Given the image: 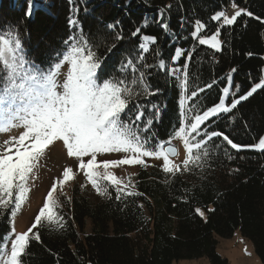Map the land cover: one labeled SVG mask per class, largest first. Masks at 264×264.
<instances>
[{"label":"trees","instance_id":"obj_1","mask_svg":"<svg viewBox=\"0 0 264 264\" xmlns=\"http://www.w3.org/2000/svg\"><path fill=\"white\" fill-rule=\"evenodd\" d=\"M29 2L0 0V35L17 34L26 58L45 71L57 61V53L65 50L70 36L82 35L95 45L102 60L98 70L102 80L125 78L130 84L143 72L155 94L145 95L142 86L130 84L141 94L133 96L129 104L133 111L123 119L128 120L136 105H141L145 116L137 123L143 124L153 114V105L159 107V119L144 133L152 144L168 141L180 122L181 89L177 76L167 74L172 68L182 70L187 62L189 95L215 81L188 100L192 115L218 103L231 69H236L232 92L240 85L236 96L264 79V0H31L33 15L28 17ZM233 4L252 15L242 14L233 25L221 28V51L199 45L191 37L197 20L207 26L200 35L215 32L222 22L212 21L211 16ZM70 19L78 21L75 27L70 26ZM161 22L169 26L167 31ZM137 27L141 33L133 36ZM118 33L123 39H115ZM142 35L155 37V44L143 53L145 59L135 65V73L131 68L122 70L128 59L137 60ZM177 48L185 55L173 61ZM161 60L167 71L159 67ZM211 131L242 146L257 142L264 134V88L232 112L206 121L195 140L207 139L203 134ZM208 149L203 166L190 165L187 172L140 170L129 188L136 195L116 199V187L106 181L102 182L109 189L105 196L73 188L70 198H64L57 209L63 228L47 222L38 226L40 241H30L23 264H176L203 257L209 264H230L216 252V237L231 238L235 232L252 244L264 264V150L242 147L237 151L222 137L209 141ZM10 228V213L4 211L0 213V241Z\"/></svg>","mask_w":264,"mask_h":264},{"label":"snow or ice","instance_id":"obj_2","mask_svg":"<svg viewBox=\"0 0 264 264\" xmlns=\"http://www.w3.org/2000/svg\"><path fill=\"white\" fill-rule=\"evenodd\" d=\"M235 8V4H233ZM163 13V9L161 10ZM242 14L251 16L252 13L237 8L235 13L229 16L225 11H218L211 16L212 21L221 22L211 35L201 36L200 33L207 27L205 23L197 20L194 30L190 33L199 45L207 46L214 51L222 50V42L219 39L221 28L231 26ZM26 16L33 15V3L29 2ZM78 21L70 19L72 27ZM145 27L147 22H145ZM160 26L168 30V25L161 22ZM109 29L114 25L109 24ZM141 28L132 33L133 36L140 35ZM139 44L140 53L136 61L128 59L122 63V70L131 68L135 73L136 64L144 60L143 53L149 52L150 45L155 44L156 38L142 35ZM116 40L123 39L119 33ZM66 48L57 53V61L47 71L41 66L29 61L24 52V46L19 36L12 31L7 35H0V134L10 132L15 128H23L24 131L17 137H10L0 146V213L8 211L10 216L16 217L23 204L27 201L30 185L35 179L34 170L38 161L45 155L46 150L56 141H62L69 157H75L79 161L78 168L83 171L88 183L100 196L108 193V185L115 186L116 199L121 195H136L129 190L128 184L118 179L110 171L121 165H140L146 167L145 158L162 160V171L165 174H176L181 171L180 165L173 162L171 157L178 155L177 149L172 146V140L179 139L185 151L182 161L183 170L190 171L191 166H203V161L209 157L208 142L214 137H222L224 141L234 150L239 151L242 147H252L255 150H264V137H260L258 143L250 146H242L234 143L227 135L211 131L204 133L199 140L193 139V134L200 135L201 125L210 118L220 114H227L236 109L237 105L247 100L258 89L264 88V79L256 83L243 95L236 96L240 85H235L236 92H232L230 86L222 88V95L218 103L212 107L192 115L188 108L189 99L197 97L199 92L205 88H211L215 81L198 90H192L189 95L188 64L185 62L182 70L173 68L168 75H175L179 80L181 89L180 96V122L168 141L152 144L151 137L144 135L153 125L154 120L160 117L159 107L153 105V114L138 124L145 116L143 106L136 105L135 114L128 120L124 115L132 112L129 104L134 95L141 92L130 86L135 85L143 89V94L154 95L144 80V73L139 77H133L130 84L125 78L112 77L103 79L98 75L101 70L102 60L98 56L93 45L87 38L81 36H70L65 41ZM114 46V45H113ZM111 49H109L110 51ZM194 51V49H193ZM159 55V51H157ZM185 55L180 48L175 50L173 61L179 60ZM191 59V53L187 54ZM67 65L64 80L61 83L58 77L61 68ZM151 67V65H143ZM161 69L166 66L161 60ZM235 68L227 74L229 85H231L232 73ZM102 80V82H100ZM234 98L231 103H226L229 96ZM128 109V112H126ZM219 147V145H215ZM109 153H123L124 158L108 161H98V155ZM85 157H89L87 161ZM103 169V171H100ZM72 169L65 168L62 179L53 183L51 190L47 193L43 206L35 216V221L27 231L16 233L13 226L9 235L10 251L8 241H0V264H23V257L30 246V241H40V234L33 232L44 222L58 225L63 228V217L57 212L60 207L54 198L58 185H63L73 179ZM128 183H131L129 178ZM196 212L203 216L199 208ZM14 237V238H12Z\"/></svg>","mask_w":264,"mask_h":264},{"label":"rangeland","instance_id":"obj_3","mask_svg":"<svg viewBox=\"0 0 264 264\" xmlns=\"http://www.w3.org/2000/svg\"><path fill=\"white\" fill-rule=\"evenodd\" d=\"M60 71L61 75L59 77L61 79H64V73L67 72V67L63 66ZM225 86H230L231 91L233 90V73L231 78V85H229V81L226 75ZM229 98H231V95L226 98V103ZM23 131V128H15L12 129L10 132L0 134V146H2L3 142L5 140H8L10 137H18ZM261 137H264V134ZM193 139L195 140V134H193ZM256 143H258V141L255 142L253 145H255ZM172 146L177 149L178 155L171 157V159L175 164L180 165L182 171V161L185 157V151L182 146V142L179 139H174L172 140ZM247 148L255 150L252 147ZM0 150H2V148H0ZM121 158H124L123 153H109L98 155L97 160L108 161ZM87 159H89V157L84 158L85 161H87ZM145 163L147 165L146 167L140 165H121L119 167L110 169V171L118 179L124 181L125 184H128V188H131L135 180V176L140 170H162V160H157L155 158H145ZM78 165L79 161L77 160V158L69 157L67 155V150L63 146L62 141H56L49 146V148L45 152V155L38 161L37 168L34 170L35 179H32L29 182L30 192L28 199L23 204L21 210L17 213L16 217L14 218V223L13 218L11 217L10 232L4 239V241H8L7 247L9 251V235L12 233L13 226L15 228L16 233L27 231V229L31 227L32 223H34L35 221V216L39 213L40 208L43 206L47 193L49 192V190H51L53 183L57 182L59 179H62V174L65 168L72 169V174L74 178L66 182L62 188L58 185L57 190L54 193V198L57 200L59 205L64 198H70L72 189L75 187L81 190L85 189L90 195H94V189L92 188L91 184L88 183L86 177L83 174V171L79 170ZM100 171H103V169H101ZM129 178L131 179L130 184L128 183ZM33 232H36V229H34ZM216 241V252L223 258L227 259L230 264H261L254 253L252 244L247 239L243 238L238 232H235L231 238L227 239L216 237ZM176 264H209V262L207 258L203 257L194 260H180Z\"/></svg>","mask_w":264,"mask_h":264},{"label":"built area","instance_id":"obj_4","mask_svg":"<svg viewBox=\"0 0 264 264\" xmlns=\"http://www.w3.org/2000/svg\"><path fill=\"white\" fill-rule=\"evenodd\" d=\"M237 8H234L231 5H228L226 7H224L221 11H225L229 16L233 15L235 13Z\"/></svg>","mask_w":264,"mask_h":264},{"label":"bare ground","instance_id":"obj_5","mask_svg":"<svg viewBox=\"0 0 264 264\" xmlns=\"http://www.w3.org/2000/svg\"><path fill=\"white\" fill-rule=\"evenodd\" d=\"M263 70H264V67H263Z\"/></svg>","mask_w":264,"mask_h":264},{"label":"water","instance_id":"obj_6","mask_svg":"<svg viewBox=\"0 0 264 264\" xmlns=\"http://www.w3.org/2000/svg\"><path fill=\"white\" fill-rule=\"evenodd\" d=\"M174 157V156H173Z\"/></svg>","mask_w":264,"mask_h":264}]
</instances>
